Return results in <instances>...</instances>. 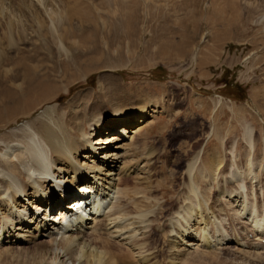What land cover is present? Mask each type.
Listing matches in <instances>:
<instances>
[{"label":"bare ground","instance_id":"bare-ground-1","mask_svg":"<svg viewBox=\"0 0 264 264\" xmlns=\"http://www.w3.org/2000/svg\"><path fill=\"white\" fill-rule=\"evenodd\" d=\"M189 1L194 11L199 12L198 17L187 13L179 18L180 35L193 41L209 40L208 45L227 41H260L263 45L264 0ZM112 2L114 8L110 11L109 6L90 0L0 2V72L7 70L5 79L17 81L10 82V89L0 91V129L26 120L17 131L0 136V252L3 251L0 255L17 252L14 248H25L27 252L31 250L25 264H161L159 254L163 250H155L153 245L147 246L136 237L145 235L151 222L162 221L166 216L159 231H163L162 236L166 234L164 237L174 233L164 238L168 248L177 251L171 253L174 257L167 253L172 263H190L191 254L197 253L191 247L198 246V242L204 249L201 252L226 243L247 244L233 220L249 221L257 238H264V214L257 208V201L250 200L244 181L248 178L251 184L259 182V174L264 172L263 163H254L257 131L253 119L243 126L247 148L243 154L237 152L236 140L229 145L214 129L211 131L218 147L205 149V146L194 152L189 142H182L180 149L185 156L194 152L185 160V177L181 180L184 191L178 195L182 200L169 201L172 210L166 216L152 209L154 206L163 209L157 200H150L149 182L162 171L154 165L155 150L147 151L146 143L137 139L151 115L160 109V103L136 90L135 96H139L136 103L126 106L135 98L125 92L113 69L131 57L135 13L132 7L136 1ZM200 23L207 26L206 32ZM253 25L256 29L248 35L246 30ZM8 50L14 56L6 57L4 52ZM94 71L100 73L99 91L76 92L64 106L55 103L62 94H69L73 83ZM52 102V106L43 108ZM103 104L111 108L106 116L100 112L105 109ZM39 109L42 113L34 116ZM260 119V125L264 126V119ZM205 133L209 136L208 131ZM239 161H244V167L239 166ZM175 176L172 171L167 180L156 179L155 188L171 192ZM176 182L180 185V181ZM77 188L82 192L77 193ZM213 188L215 192L211 191ZM67 193L77 196L65 206L61 198ZM214 193L215 199L211 196ZM84 196L92 201L86 204L89 199H83ZM210 198L212 205L208 203ZM55 207L58 213L50 217ZM74 209L73 214L68 213ZM101 215L107 216L109 226L104 231L97 228ZM87 220L96 223L89 241L81 231ZM194 220L196 223L191 224ZM223 220L232 223L230 233ZM159 231L153 226L154 237L148 238L157 241V236L161 237ZM116 234L123 237L118 243L111 241ZM13 237L15 246L10 241L9 249L4 246L1 249V239ZM39 237L47 239L37 242ZM181 245L184 248L188 245L187 250L192 252H180ZM252 245L257 254L260 244ZM181 253L186 256H180Z\"/></svg>","mask_w":264,"mask_h":264},{"label":"rangeland","instance_id":"rangeland-1","mask_svg":"<svg viewBox=\"0 0 264 264\" xmlns=\"http://www.w3.org/2000/svg\"><path fill=\"white\" fill-rule=\"evenodd\" d=\"M9 1L13 4H18V0H3L0 2L6 3ZM90 1L97 5L109 6L108 11L114 8L112 0ZM135 1L136 3H134L135 5L132 7L135 11L133 15L134 34L131 36L133 41L129 47L131 57L125 60L124 65L121 67L113 69V73L116 75L117 80L121 82L128 91L125 92L133 95L134 97L132 98H135L130 99L132 102L126 106L136 103V98L139 97L137 95L135 96L134 91L136 90L137 92L141 91L143 95L146 94L145 96L150 99L159 100L160 109L153 113L148 119L149 121H147V124L142 128L143 132L141 137L138 136L137 141L141 143L144 142V144L146 143L145 148L147 151L150 149L155 150L153 161L156 162L154 165L157 170L162 171V174L159 177L152 176V178H150L149 182L152 184V192L150 193L152 197L150 200H157L162 204V210L157 206H154L152 209L155 210L156 213L159 214V212H161V215L166 216L169 215L172 210H169V201L182 200L181 197L178 198V195H180V192L184 191L181 180L185 177L183 171L186 158L189 157L193 151L196 152L203 147L205 148V146V149L214 148L216 145V147H218L217 138L213 136V129L217 132L219 130L220 134L224 136L229 145L232 141L236 140L237 152L243 154L247 149L243 140V126L246 121L249 122L253 119L251 121H253L254 130L257 131L256 133L254 132L255 143L257 144H255L257 148L254 156V163L264 164V126L260 125V118L264 119V43L262 45L260 41H227L220 45H208V42H210L209 40L200 42L195 39L193 41L190 37L180 35L177 25V23H180L179 18L183 15L185 17L187 13L191 14V17H198L197 13L199 12L194 11L193 5L189 4V0ZM247 1L257 2V0ZM202 4L203 3H200V6ZM117 13L119 14V11H117ZM187 23L190 24V20H187ZM201 24L202 23H200V25ZM201 26L202 30L206 32L207 26L205 27L204 24ZM255 29V26L253 28H248L246 33L250 35ZM196 41L197 44L195 43ZM157 50H159L160 53H157ZM14 54V52L9 50L4 52L6 57H12ZM192 56L193 60L191 58ZM4 70L5 69H3V72H0V91L10 89V87H12L10 82L14 84L17 82L11 78L5 79V75L8 73L7 70H5V72ZM98 72L94 71L87 77H82L77 80L73 83L74 85L70 89L69 94H62L55 103L64 106L67 104V100L76 92L83 93L84 90H87L85 92L89 90L97 91L99 89L98 84L100 83V73ZM145 90L147 93H145ZM218 99L221 100L220 103H218ZM53 103L54 102L44 104L43 108L50 107ZM256 107L259 108L258 111ZM103 108L105 109L101 110ZM103 108H97L99 111L101 110L102 116L110 114L111 108L108 104H103ZM254 111L259 112L257 116ZM41 113L42 110L39 109L34 116H38ZM24 122H26V120L15 122L10 125L8 129H0V136L7 134L10 130L17 131L22 127ZM259 125L262 126V128ZM206 131H208L209 136H206ZM185 141L189 142L190 147L193 146V151L188 152L186 154L187 156H185L180 149L182 148V142ZM207 141L208 144H206ZM185 143H183V146ZM0 144L2 143L0 142ZM228 144L226 151L229 146ZM184 148L186 149L187 146ZM174 160H176V162ZM242 160H244L243 157ZM179 162H181L180 165ZM239 163V166L244 167V161L243 163L239 161ZM228 165H230V163ZM172 171H174L176 175L173 177V180L180 181V185L174 181L175 183L171 186V192L164 190L160 191L158 187L155 188L156 179L167 180L168 175L170 172L172 173ZM134 178L133 176L131 180L132 185L135 183ZM258 179L259 182H254L253 184H251L248 178L244 181L247 187V195L249 194L251 198L250 200L257 201V208L260 213L262 212V214H264V172L259 174ZM165 186L170 185L165 184ZM155 189H157L156 192L153 191ZM215 189L213 188L211 191L215 192ZM155 195L156 198H154ZM213 195L211 196L215 199L216 194L214 193ZM210 199L208 203L212 205L213 199ZM72 200L73 199L67 200L65 205ZM56 212L57 211H53L50 217H52V215L56 216ZM106 215H104L105 217L101 215L98 218L100 228L98 226L97 228L99 231H104L109 228V226H107L108 221ZM151 215L153 217L157 216L156 214ZM222 217L227 219V216L224 214ZM157 218L159 217L157 216ZM166 218L167 216L162 221L157 220V222H151L152 225L145 229V235L137 236L136 239L138 238L140 241H144L147 246L153 245V249L155 250L161 248L163 250V256L161 253L159 254V261L161 264H177V261L172 263L173 261H169L168 259L169 252L171 256L177 253L176 248H171L170 250V247L168 248L167 242L165 241L166 239H164L174 233H169L168 236L164 237L166 234L164 233V236H162L163 231L161 233L159 231L162 230V224ZM228 221L229 220H223L222 222L228 227V232L230 233V226L232 223L229 224ZM237 221L238 220H233L234 227L236 226L235 228L239 231L241 230L245 238L244 242L246 241L247 244L238 245L235 243H226L223 244L222 247H212L210 248L211 250L208 248V251H206L208 253H206L201 252L204 249H202L200 242H198V246L193 245V247H191L192 249H196L195 251L197 253H194L193 256L191 254V259L188 256L190 263L187 261L186 264H264V238H257L256 234L252 231V227L249 225V221L244 219L240 220L242 223ZM194 222L196 223V220L191 224ZM86 223L87 226L81 228V231L84 235V239L89 241V239L91 240L92 236H94L93 228L96 223L93 224L91 220H87ZM156 223H158V225ZM153 226L157 228L161 234V237L157 236L158 240L154 242L148 238L154 237L152 236ZM194 226L196 227V225ZM194 226L193 228H195ZM203 226L204 225H202V227ZM149 229L151 230L148 235ZM41 238L42 240L47 239L46 237H39L36 241L39 242ZM120 239L122 240L123 237L116 234L111 241L118 243ZM14 240H16L14 237L8 240L1 239V249L4 247L9 249L11 246L9 242ZM198 241H200V239H198ZM253 242H258L260 244L257 254H255V248H251L253 247V245L251 246ZM191 243L196 244V241ZM13 244L15 246L16 241L12 242V245ZM179 244L180 242L178 245ZM122 246H125V244L123 243ZM182 246L183 245L179 247L180 252H192V249L187 250V248H189L188 245L186 248ZM14 249V251L17 250V252H11L10 254L3 253L4 255H0V264H23L31 251L27 252L25 248ZM248 250L251 251L249 252ZM199 251L202 254L204 253L202 255L204 258L200 257L201 253L200 255H195L198 254ZM184 253H181L180 256ZM258 254L260 255L259 257ZM2 255L3 257H1ZM256 256L259 259H256ZM196 261L199 262L197 263Z\"/></svg>","mask_w":264,"mask_h":264}]
</instances>
